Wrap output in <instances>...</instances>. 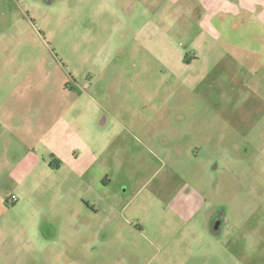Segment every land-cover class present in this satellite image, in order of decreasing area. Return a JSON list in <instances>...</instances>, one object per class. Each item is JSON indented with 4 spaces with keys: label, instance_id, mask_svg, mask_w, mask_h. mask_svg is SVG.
<instances>
[{
    "label": "rangeland",
    "instance_id": "374dc122",
    "mask_svg": "<svg viewBox=\"0 0 264 264\" xmlns=\"http://www.w3.org/2000/svg\"><path fill=\"white\" fill-rule=\"evenodd\" d=\"M263 9L0 0V264H264Z\"/></svg>",
    "mask_w": 264,
    "mask_h": 264
},
{
    "label": "crops",
    "instance_id": "0c3cea01",
    "mask_svg": "<svg viewBox=\"0 0 264 264\" xmlns=\"http://www.w3.org/2000/svg\"><path fill=\"white\" fill-rule=\"evenodd\" d=\"M253 1L255 0H240V4H234L233 6L230 0H216V15L219 16L221 13H231L230 11H232L234 7L240 8L243 11H250L253 6ZM262 11L264 14V9Z\"/></svg>",
    "mask_w": 264,
    "mask_h": 264
}]
</instances>
